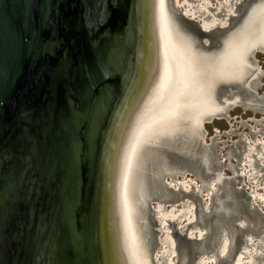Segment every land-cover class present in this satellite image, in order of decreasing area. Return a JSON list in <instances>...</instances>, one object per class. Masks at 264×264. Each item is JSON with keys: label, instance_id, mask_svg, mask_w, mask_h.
I'll return each instance as SVG.
<instances>
[{"label": "water", "instance_id": "obj_1", "mask_svg": "<svg viewBox=\"0 0 264 264\" xmlns=\"http://www.w3.org/2000/svg\"><path fill=\"white\" fill-rule=\"evenodd\" d=\"M157 1L0 0V264H137L126 158L164 79ZM224 78L209 106L256 79ZM203 126L191 147L176 138L169 162L200 161ZM155 195L144 202L153 254Z\"/></svg>", "mask_w": 264, "mask_h": 264}, {"label": "bare ground", "instance_id": "obj_2", "mask_svg": "<svg viewBox=\"0 0 264 264\" xmlns=\"http://www.w3.org/2000/svg\"><path fill=\"white\" fill-rule=\"evenodd\" d=\"M176 1H157L158 23H160L159 26L165 38L164 51L167 57V60L162 58L164 79L161 76L160 81L162 85L159 89L157 100L145 112L137 129L131 134L132 140L129 144L126 158L128 167L125 183L128 181V192H132L131 208L134 209V216L128 217L129 222L132 219V224L130 222L131 232L129 239L127 237L126 239L128 249H130L137 264H144L143 253L147 259L146 264H151L152 260H155V264H158L156 257L158 250H160V241L157 239L158 249L154 254L151 253L149 247L151 237L148 235V223L146 215H144V202L146 201L147 203L149 199L153 198L154 194H157L155 195L156 198H154L158 201L159 205L158 209L155 210V214L161 213V205L169 202L170 199H175L176 204L177 201L180 202L187 199V196L183 194V189L188 190L184 184L186 181L184 180L186 179L185 176H194L192 168H196L197 163L202 161L204 165L203 170H205L206 175L202 177L201 174H196L197 176L194 177L201 182L202 186H206L208 183L212 185L218 204L223 200L222 190L228 189L227 183H225L222 172H212L210 170L209 159L206 154L198 162L192 157H189L192 160L184 157L189 161L188 165L184 167H180L179 164L170 166L168 154L169 151L175 150L178 147L181 138H187L188 141L187 143H183V146L191 147L194 142V135H200L199 128L202 124L210 123L215 119L227 118L228 110L240 105L239 100L228 104L227 102L221 103L216 99V106H209L210 87L212 90L214 87L213 82L217 77L221 78V76L225 77L226 82H230L233 77L240 79V77L248 76L249 79H252L253 76H256L255 72H253V60L256 58L258 51L264 53V0L253 3V5H245L244 14L236 22L234 30L219 38L218 45L213 48L205 46V43L201 44L200 38L189 30V27L185 28L180 22L178 23V19L174 17V12L170 9L172 4L175 9L177 8V15L181 14L179 16H182L186 20H189V18L181 13L176 5ZM168 50L170 53H168ZM252 58L253 60H251ZM178 65L184 72V81L180 79ZM202 106H206L205 109ZM176 140H178V143ZM175 155L176 153H174ZM250 164L251 159L247 158L245 166L248 167ZM179 177L184 178L183 181L178 182ZM139 184L143 195H140L137 190ZM151 186H154V193H152ZM161 189H166L171 191V193L167 194L168 192L165 193L164 190L160 192ZM197 191L201 193L202 189L198 188ZM258 197L262 200L264 199V196L259 195ZM183 214L185 215V212L175 215V220L181 217L184 218ZM195 220V217L193 220L191 219L190 224H193ZM157 222V232L159 235L162 229L159 220ZM206 230L205 228L204 232L198 231L204 236L205 232L207 233ZM194 233L195 231H192L193 235ZM189 236L191 238V235ZM191 239L193 240V238ZM173 241L171 252L173 251L172 253L176 255L177 262L189 264L188 254L179 256L176 242L174 239ZM226 243H224L223 247L226 246ZM205 260L201 261L204 263Z\"/></svg>", "mask_w": 264, "mask_h": 264}, {"label": "flooded vegetation", "instance_id": "obj_3", "mask_svg": "<svg viewBox=\"0 0 264 264\" xmlns=\"http://www.w3.org/2000/svg\"><path fill=\"white\" fill-rule=\"evenodd\" d=\"M259 1L260 0H180L179 2H181V4L176 1V5L181 13L189 18V20L187 21L194 23V27L196 30L198 29L201 33L209 36L200 39V43H205V46L207 45L208 47H210L212 45L210 35H215L218 45L219 38L224 37L226 34L234 30L236 22L244 14L245 5H253V3H258ZM187 10L191 11L189 15H187L186 13ZM182 19L184 18L182 17ZM205 26L206 28H204ZM258 54L262 56L261 59L257 58ZM254 63L257 64L258 69L253 71L256 74L255 81H253V83L252 81H250L247 84L249 88L246 89L250 90H253L252 87H254V85L258 83L259 78L261 76H264V65H261L264 64V53L258 51L256 54V58L253 60V64ZM262 100H264V97H262ZM239 106L241 107L243 105L241 104ZM239 106H236L233 109ZM259 108L260 110H264V104L260 105ZM215 120H213L212 122H214ZM222 120H227V118H223ZM247 158L251 159V164L246 168L245 160ZM224 160L227 161L228 158ZM253 161L254 160L249 155H243L241 157L240 167H242V171L244 172H240V167L236 171V169L232 167L231 164H229L227 170L231 172L234 171V175L228 176L227 174H223L225 183L227 181L238 183L236 180L237 177H248V175H250L249 178H252L254 175H257V171L253 166H251L253 165ZM251 170L253 171V174L251 173ZM235 174L238 175L236 176ZM261 176L264 177V175H258L256 177L260 178ZM183 179L184 178H179L178 182L183 181ZM184 180L190 181L193 195L199 199V203L192 201L193 203H195L194 206L196 207L197 211H195L196 220L193 223L195 226L192 225V227L189 228L191 233L192 231H195L194 235L191 234V238H193V240L190 238L188 233L183 234L180 229H178V231L176 230L179 237H184L187 241L194 244L191 248L192 253L196 255L194 260H192V257L188 256L190 260L189 264H201V259L204 257L207 259H213L210 264H237L240 255H243L247 261L246 262L245 260H243L242 264H264V213L258 205L264 204V200L258 197L259 195L264 196V194H261L256 188L257 183L254 181L252 182V184L254 185V189L252 191L251 189H246V184H242L241 186L236 187L237 191H249V193H247L249 201L248 207L247 209H245V199H236L234 194L232 193L231 187L228 184L226 185L228 186V189L222 190L223 200L218 204L214 193L215 191H213L214 188H212V185L210 183H208L206 186L200 185L198 188H201L202 191L201 193H199L197 191L198 189L196 188L197 181L194 183V180L191 178L189 179V176ZM261 181H264V179H261ZM260 190L262 191L263 188H261ZM229 192L231 194L230 197L227 195ZM205 193L207 194L205 196L206 198L204 202L203 195H205ZM256 211H258L259 214H257ZM212 216H216L218 218H216L215 221H211ZM201 223H205L206 225H202ZM205 228L207 229V233L205 232V235L203 237H200L197 233L199 231L204 232ZM224 243H226L227 247H223ZM176 245L179 256L188 254L187 252L181 253L177 242ZM166 260L162 259V262L158 264H166Z\"/></svg>", "mask_w": 264, "mask_h": 264}, {"label": "rangeland", "instance_id": "obj_4", "mask_svg": "<svg viewBox=\"0 0 264 264\" xmlns=\"http://www.w3.org/2000/svg\"><path fill=\"white\" fill-rule=\"evenodd\" d=\"M179 1L180 0H177V2ZM179 4H181V2H179ZM175 10L177 11V8ZM190 12L191 11L187 10L186 11L187 15H189ZM182 22L184 25H186L187 28L189 27L188 29L193 31L200 39L209 37L208 35L201 33L198 29L196 30L194 27V23L187 21L185 19H182ZM210 38L212 40V45L210 46V48L216 47L217 41L215 35H210ZM257 58L261 59L262 56L258 54ZM257 69H258L257 64L254 63V70ZM252 88L253 90L244 89L239 86H231V87H222L219 89L218 97L220 99L226 98L228 101H232L235 98H238L243 106L241 107L239 106L235 109L228 110L227 120L216 119L212 123L204 124L203 145H202L203 148L198 149L199 153L206 154V156L208 157L210 169L213 172H222L223 174H227L228 176L234 175V171L231 172L227 170L229 164H231L232 167H234L237 171L240 167L241 157L243 155L245 156L249 155L254 160L252 162L253 164L252 166L257 171V175H254L252 178L251 177L249 178L250 175H248V177L245 176L237 177L236 180L238 183L233 181L226 182L231 187L232 193L234 194L236 199L238 200L245 199V203H244L245 209H247L248 207L249 201H248L247 193H249V191L248 190L244 192L237 191L236 187L241 186L242 184H246L247 185L246 189L249 190L251 189L252 191L254 189V185L252 184V182L254 181L257 183L256 188L258 189V191L261 194H264V185H262L264 184V181H261V179H264V177L261 176L260 177L261 179L256 177L258 175H264V110H260L259 108L260 105L264 104V100H262V97H264V76H261L259 78L258 83L255 84L254 87ZM245 107L256 108V109H249ZM179 158L178 160H174V161L173 159L169 158L170 164L171 165L179 164L180 167H184L185 165H188L189 162L188 160L184 158H180V159ZM226 158H228L227 161L224 160ZM240 169H241L240 172H243L242 167H240ZM192 172L194 176H197L196 174H201L202 177H205L206 175L204 170L200 169L198 165L196 168H192ZM251 173L253 174L252 170ZM235 175L237 176L238 174ZM194 176L189 175V179L190 178L193 179L194 183L197 180L196 188L198 189V187L201 185V182ZM184 184L185 187L188 188V190L183 189V194L187 196V199H185L184 201L182 200L180 202L177 201V204L175 199H170L169 202L165 203L164 205H161L163 213L162 212L156 213L155 215L156 219L159 220L160 227L162 229L159 232L160 235H158V239L160 241V247H159L160 250H158L156 257L158 263H161L162 259L164 260L167 259L166 264H175L177 262L176 255L172 253L173 251L171 252V248L173 249V243H172L174 242L173 239L175 240V242L178 243L181 253L187 252L188 256L192 257V260H194L196 255L192 253V248H191L192 245L194 244L192 242L187 241L184 237H179V235H177L176 232V230L178 231V229H180L183 234L184 233H189V235L192 234L189 228L192 227V225L194 224H190V221L191 219L193 220V218L195 217L194 212L196 211V207L194 206V203L192 201L199 203V199L193 195V190H191L190 181L186 180ZM261 188H263L262 191L260 190ZM163 190L165 193L168 192L167 194L171 193V191H168L166 189H161V192ZM228 195L230 197L231 195L230 192ZM205 196L206 195H203L204 202L206 198ZM168 204L169 206H167ZM258 205L264 213V204H258ZM152 206L154 210H157L159 207L158 203L155 202L152 204ZM182 212L183 213L185 212V215L183 214L185 217L184 218L181 217L180 219L175 220L176 218H174V216L179 215ZM256 213L259 214L258 211H256ZM163 215L165 216V219ZM216 218L218 217L212 216L211 221H215ZM200 232H198L197 234H199L200 237H203V235L200 234ZM203 259L204 260L206 259L208 262L206 260L205 262L208 264H210L213 261V259L210 260L205 257L202 258L201 260L203 261ZM243 260L246 261V258L243 257V255H240L237 263L242 264ZM202 261L201 264L203 263ZM205 262L203 264H206Z\"/></svg>", "mask_w": 264, "mask_h": 264}]
</instances>
